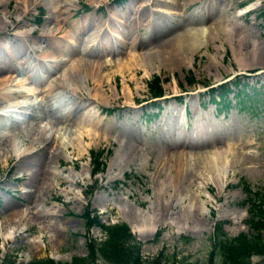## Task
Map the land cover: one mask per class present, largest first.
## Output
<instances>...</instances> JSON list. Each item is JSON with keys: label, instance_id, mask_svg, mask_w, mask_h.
Here are the masks:
<instances>
[{"label": "rangeland", "instance_id": "1", "mask_svg": "<svg viewBox=\"0 0 264 264\" xmlns=\"http://www.w3.org/2000/svg\"><path fill=\"white\" fill-rule=\"evenodd\" d=\"M163 1L152 0L147 6L144 5L146 0H122L121 3H116L115 0H70L71 4L63 12L59 7L55 12L57 6L51 7L46 0H33L21 15L15 13L12 8L15 0H9L6 9L3 8L5 4L1 5V2L0 13L9 14L7 22L0 26V65L11 62L19 66L25 60L27 64H35L37 68L41 66L44 71L45 59L49 60L50 57L43 55L45 52L52 51L56 54L54 61H60L58 59L62 55L61 51L66 45H70L76 49L72 55L77 57L78 44L85 45L84 38L96 32L93 42H87L89 48L83 57L100 60L104 65L100 70L103 75L100 88L104 91L101 92L100 99H97L81 89L79 94L82 97L84 95L83 98L88 96L92 99L91 102H85L87 104L77 112L74 121L68 120L58 124L57 132L55 129L51 130L52 134H60L61 141L71 144L60 150L54 163L61 174L67 171L79 173L74 183L66 180L58 182L52 178L51 186L43 187V192L38 198H27L22 192L25 184L24 170L18 171L16 155L11 153L5 160L3 154L0 155V260L10 253L15 255L18 264H25L32 257L50 256L55 261H68L74 255H84L87 240L102 237V232L97 226H87L83 220V214L88 209L99 214L100 222L124 221L140 242L139 253L144 258L171 255L183 258L187 263H200L208 256V234L213 223L220 221L229 235L238 231H249L245 224L249 207L244 201L246 192L242 184L264 195V62H258L256 58L258 54L264 56V0ZM152 5L157 6L158 10L151 9ZM237 9L241 10L237 15L238 23H231L230 16ZM110 11L121 17L117 23L109 18ZM159 12L168 13L179 23H184L188 16H194L196 27L204 22L212 23L216 27L213 28L215 36L209 38L210 34L203 36L198 32L196 35H202V43L187 52L183 59L181 55L180 61L174 65L157 60L152 63L147 61L146 64L139 58L138 53L154 40L158 45L162 44L171 31L178 29V26H172L165 32L158 31L155 24L160 21L162 25L170 22V19L159 16ZM52 15L60 17L58 22L51 19ZM216 22L219 24H214ZM222 22L227 24L223 25ZM47 26H50L49 29L53 26L58 28L54 29V35L42 39L38 33ZM112 28L119 32H114ZM106 30L113 33L109 34ZM17 42L24 49L22 52L15 51ZM37 44L40 49L32 48ZM233 45L242 55L240 63L235 60L238 55L233 56ZM132 54L136 55V59L131 57ZM70 60L72 58H69ZM67 61L66 63L69 62ZM59 65L61 68L62 64ZM55 71L49 75L52 76ZM5 72L12 73L13 76L16 74L15 81H18L19 77V80L23 81L13 86V80H10L8 88L4 86L0 90V103L3 102L2 99L6 101L11 97L22 100L19 96L23 93L22 90L30 92L34 87H40V91L36 90L38 95L45 92L43 89L46 82H41L35 74L30 78L10 69L3 73ZM232 75H243L240 83L245 85L244 92L238 96L229 92L226 105L215 107L213 101L208 99L209 87L217 86ZM153 76L158 77L162 89L160 97L155 99L151 98L147 88V83ZM186 77L190 78V81ZM88 82L89 79H86L87 85ZM87 85L84 86L85 90ZM81 96L72 98H76L78 102ZM28 97L29 95L27 99ZM153 99L154 102H151ZM26 108L28 107L23 109L25 112L29 110ZM20 109L12 107L0 115V120L7 124L6 127H0V132L8 136L21 129L20 133L13 136L15 142L28 136L24 130L27 114ZM32 109L36 111V108ZM182 110L185 112L184 119ZM160 119L167 121L160 123ZM121 120L130 121L128 128L137 133L144 144H140L129 161L120 160L113 164L110 155L118 145L117 131L109 132L102 121L114 124ZM86 133L93 134V137H82ZM167 134L171 140L182 139L183 143L177 141V149L182 152L181 157L186 156L188 159L193 153H199L196 150L198 148H201L200 152L208 150L213 156V143L209 142L212 134L221 136L216 143L228 151L225 156L216 157L214 167L206 171V174L200 172L199 176L193 175L189 178L188 188L184 187L187 194L182 198H179V192L174 193L177 192L176 188L171 187V182L167 181V190L162 198L166 203L170 197L173 205L164 204L165 212L158 215L160 219L155 216L153 223L134 224L131 216L126 214V208L131 206L136 214L152 217L155 207L151 204L154 191L158 190L160 180L170 174V148L167 153L160 140ZM104 135L110 136L108 141L104 140ZM197 139L201 144L189 149L186 143L192 144ZM0 140L3 144V138ZM233 141L237 144H232ZM239 146L241 148H238ZM235 150L244 154L242 157L238 156V162L241 164L231 166L230 160L236 153L233 152ZM145 152L147 154L143 156ZM157 152L165 154L158 159ZM253 154H256L258 159L253 157ZM93 156H97L102 162V170L94 172ZM248 161H255V164L248 166L249 168L245 167ZM242 163L244 166H241ZM223 167L226 168L227 177L220 186L219 179L214 177ZM203 175H207L205 187L197 186ZM179 185L182 187L181 183ZM198 190L202 193V203L195 211L192 196ZM97 196L104 200H96ZM34 202L37 207L53 210V214L46 218L56 222V233L47 226L48 223L45 224L41 218L34 215L32 218L26 211L22 212L25 217H21L23 215L19 213L20 210ZM180 205L181 208H190L191 212H196V216L201 219V227L196 226L197 223H186L174 218V214L180 211ZM191 212L188 214H192ZM190 216L194 218V215ZM4 218H7L8 222H5ZM128 222L134 225L142 223L138 224L142 228L141 233L131 230ZM259 232L264 238V224ZM209 255V263L216 264V257L210 253ZM262 258L252 255L249 264H261ZM88 264L110 262L95 259L94 263Z\"/></svg>", "mask_w": 264, "mask_h": 264}, {"label": "bare ground", "instance_id": "2", "mask_svg": "<svg viewBox=\"0 0 264 264\" xmlns=\"http://www.w3.org/2000/svg\"><path fill=\"white\" fill-rule=\"evenodd\" d=\"M31 1L33 2V0H15V2L12 4V8L13 10H15V13H17L18 15H21L20 13H22L28 7ZM46 1H47V4L49 3L51 7L57 6L55 9V12L56 10H58V7L61 8L63 12L65 8L69 7V5L71 4L70 0H46ZM1 2L2 1L0 0V4ZM8 2L9 0H4V2H2L1 5L5 4L3 7L4 9H6V4ZM163 4H165V2H163ZM240 9H237L235 13L232 16H230L231 23H234V22L238 23L237 15L240 14L241 12ZM167 11L171 12L169 10ZM4 12L6 11L4 10ZM66 13L68 12L66 11ZM159 13H160L159 16H164L170 19V22L169 24L162 25L160 21L157 24H155L158 31L162 30L163 32H165L172 26L173 27L178 26V29L171 31L170 34L167 35V38L164 39L162 44L158 45L157 43H155V40H154L151 45H147L141 53H138L139 58L143 59V62L146 64H147V61L152 63V61L157 60L159 62H166L169 65H174L178 61H180L181 55H183L181 57V59H183L184 57H186L187 52H191L192 49H194L200 43H202L203 41V39L201 38L202 35L206 36L207 34H210L211 36H209V38L215 36L214 34L215 31H213V28H216V27H214L212 23L206 24L204 22L202 25H198L196 27L197 24L194 23L195 22L194 16H188L184 23H179V21H177L176 19L168 15V13H165V12H159ZM2 14L0 13V26L1 27L3 25V22L4 24L5 22H7L6 18L9 13L7 14L2 13ZM59 18L60 17H56V15L51 16V19H54V21L56 22H58ZM23 22H25V20ZM214 24H219V22H216ZM222 24L226 25L227 23L222 22ZM49 28L50 26L43 27L39 31L38 34H40V37H42V39H46L47 37H51L52 35H54V32H55L54 29L58 28V26H53V28L51 29ZM228 28L230 30V27ZM30 29H28V32H30L29 31ZM198 32L202 33L200 37L196 35ZM95 35H96V32L90 34V36L87 35L84 38L83 42L85 43L86 46L84 44L82 45V43L78 44L79 54H77V57L72 55L74 54L73 52H76V49L70 45H66L63 51H61L60 54L62 55L58 59L60 61H54L56 54H54L52 51L45 52V54L43 55H47V56L50 55V57H49V60L45 59L44 71L40 68L41 67L40 65H39L40 67L37 68L35 64H31L29 62L27 64L25 60H23L19 66H15L14 65L15 63L12 64L11 62L5 63L4 65H0V76L1 74H3V76L0 77V90L4 86H6L5 88H8L7 85L10 84V80H13L12 82L13 86L16 85V83H21L23 81V80L21 81L19 80L20 77L18 78V81L17 80L15 81L16 79L15 73H14L15 74L14 76L12 73L9 74V72L3 73L7 69H10L11 71H16L17 73H23L27 77H30V78L32 74H35V76L38 79H40L41 82L42 81L46 82L45 89H43V91L45 92L42 93V95H38L36 93L37 89L38 91H40V87L38 88L34 87V89L31 88L30 92H28L27 90H26L27 92L22 90L23 93L19 95L21 98H23L22 100H19V98L17 99L15 97H11V98H8V100L6 101L2 99L3 102L0 103V112H1L0 115L2 114L3 111H5V109H8V108H5V106H9L11 108L17 107V109L22 108L20 110L25 109V107H28L26 109H29L28 111H26L27 120H26L25 127L23 126L24 130L28 133V136L23 137V140H20L19 142H15L13 139L14 134L20 133L21 129L17 128L18 130L14 131V133L12 132L8 134V136L0 132V138H3L4 140L3 144H2V141L0 140V155L3 154L4 160L11 153H14L16 155L17 157L16 162L19 163V168H21V169L18 168V171L24 170L23 173L25 175L23 176V181L25 182V184H24V188L22 189V192L25 193L27 198L34 197V196L38 198L40 194L43 192L42 190L43 187L48 188L51 186L50 180L52 178L56 179L58 182L62 180H66V181L74 183L76 181V178L79 176V173H72L70 171H67L64 174H61L60 171L57 170V168H55L54 160L56 156L58 155V153H60L61 149H64L63 148L64 146L71 145V144H69L67 141H61L60 139L61 137L59 136L60 134H55V133L52 134L53 132L51 133V130L55 129V131L57 132L59 128L58 124H61L62 122H65L68 120H70V122L74 121L75 120L74 118L77 116V112L78 111L80 112V109L85 104L91 102L92 99H90L88 96L86 98H83L84 95L82 97L79 94V91L81 89L82 90L84 89V91L88 93L89 95L91 94L90 97L92 98L95 97L97 99H100L101 92L104 91L100 88L102 86L101 81L103 77V75L100 74V70L103 68L104 65L100 63V60L97 61V59H92V58H89L88 56L87 58L83 57L85 55V52L89 48V46L87 45V42L90 41V43H92L93 42L92 40L95 39L94 38ZM206 42L207 41L205 39V43ZM129 44L132 45L131 43ZM32 48L40 49V45L39 44L34 45L32 46ZM23 50L24 49L22 48L20 43L17 42L15 44V51L19 53V52H22ZM232 52H233V56L238 55L235 58V60L237 63H240L242 55L239 53L240 52L239 49H236L235 46L233 45ZM252 53H253V50H252ZM131 57L136 59V55L132 54ZM69 58H72V60L69 61ZM256 58L258 59V62H264V60H262L264 56L258 54L256 55ZM66 60H68L69 62L67 61L68 63H66ZM91 61H94V62H91ZM23 62L25 63L23 64ZM132 63L135 64V62H132ZM59 64H62L61 68H59L60 66ZM54 71L56 73L50 76L49 73L54 72ZM86 79H89L88 85L86 84ZM95 79L97 83H95L96 82ZM85 85L88 86L87 90H85L84 88ZM95 89H98V91ZM71 94L76 97L81 96L82 98L81 99L79 98L78 99L79 101L77 102L76 98H72L73 96H70ZM28 95L29 97L27 99ZM32 108H36L37 112L34 111ZM166 121L167 120L165 119H162V120L160 119V123L166 122ZM102 123L104 124L105 128H107L109 132L117 131L118 145L115 147L112 155H110L111 156L110 160L112 159L111 161L113 164L115 162L117 163L120 160L129 161L130 158L134 156L133 154L134 151L140 147V144H144V141L141 139V137H139L137 133L135 132L133 133L132 130L128 128V124L130 123V121L121 120L114 124H109V123H106L105 121H102ZM6 125L7 124L3 120L2 121L0 120V127H6ZM168 135L169 134L163 135L160 140H162L163 146H165L167 153L170 148L169 153L172 158L168 165L170 174H168L162 180H160L159 185L157 187L158 192L156 190L154 191V194H155L154 200L151 202V204L153 203L155 207L153 208L154 214L152 217L147 218V217H144L143 215L136 214L134 212V209L131 206H128L126 208L125 212L128 216L129 215L131 216L130 219L131 221L134 222V224L136 222H145V223L152 222L153 223V221H155V216L161 215V212H165L163 209L164 204L173 205L170 202V199H171L170 197L166 200V203L164 199L162 198L163 193L167 190V181L171 182V187L176 188L177 192H174V193L179 192V196H180L179 198H182L187 194V189H184V187L187 186L188 188V185L190 183L189 182L187 183V181L189 180V178L193 175L199 176L200 172H204L206 174V171L208 172V170L211 167H214V162L217 161L216 157H219L220 155L225 156V152L228 151V149L223 148L221 144L216 143L218 139H221V136L212 134L210 135L209 142L210 144L213 143L212 145L213 156L210 154L208 150H204L200 152L201 148H198L196 150H198L199 153H196V152L193 153L191 155V158L188 159L186 156L181 157L182 152L180 153V150L177 149L178 142L183 143L182 139L180 138L179 140H177L178 141L177 142L175 140H171V138ZM89 136L93 137V134L86 133L82 135V137H89ZM109 138L110 136H105L104 140L108 141ZM198 141L199 140L197 139L192 144L186 143V145L188 146L189 149L190 148L194 149L198 146V144H201V143H198ZM233 143L237 144L236 141H233L232 144ZM58 147L60 148L58 149ZM231 147H233V145H231ZM238 148H241V146H239ZM238 150L233 151L234 153L235 152L236 153L232 155V158L230 160L231 166H233V164L239 163L238 156H241L242 154H244V152L238 151ZM164 154H165L164 152L163 154H161L160 152H157L156 157L160 159L161 157H163ZM252 156L255 158L257 157L256 154H253ZM223 159L226 160L227 158H223ZM239 164H241V162ZM253 164H255V161H248L245 167L253 166ZM241 166H244V163H242ZM225 170L226 168L223 167L221 172L218 175L216 174L214 177L215 179H219L218 184L220 186L222 185V183L225 181L227 177V172H225ZM206 176L204 177L203 175V179L201 178V181L199 182L200 184H197V186L205 187ZM179 183H181L182 187L179 185ZM200 190H198V192H196V194L192 196L194 198L193 206L195 205V207H193V210L195 211H197L200 208L199 206H201V203H202V200H201L202 193ZM99 196L96 197V200L103 201L104 199ZM187 206L189 207V205ZM174 207H176V204H174ZM179 210L180 211L176 210L177 213L174 214V218H177L176 219L177 221H182L186 223H197L195 224L196 226H200L202 224L201 219L196 216V212H191L190 208H181V205H180ZM20 211L21 212L19 213L23 215L21 217H25L22 212L26 211L29 216H32V218H34L33 215L36 218H41L40 220L44 222L45 224L48 223L47 226L50 229H52L54 233H56L55 231L57 230L56 222H54L53 220H48V218H46L48 217L49 214H53L52 209L42 208L41 206L37 207L34 202L32 205L25 206ZM188 212H191L192 214H188ZM190 215L192 216L194 215V218H192ZM29 216L27 218H29ZM157 219H160V217L158 216ZM7 220H8L7 218H4L5 222H8ZM131 224L129 223L131 230H133L135 233L137 232L138 234H140L142 228H140L138 224L141 225L142 223H138L137 225H134V224L131 225ZM16 229L17 228L14 229V234H16Z\"/></svg>", "mask_w": 264, "mask_h": 264}, {"label": "trees", "instance_id": "3", "mask_svg": "<svg viewBox=\"0 0 264 264\" xmlns=\"http://www.w3.org/2000/svg\"><path fill=\"white\" fill-rule=\"evenodd\" d=\"M189 77V76H188ZM190 81V78H188ZM236 76L231 79V83H237ZM151 97H158L162 89L156 76H153L147 83ZM216 87H211L212 92ZM219 94L225 95L229 89V83L225 82L218 86ZM223 100V96H221ZM154 102V99L151 101ZM94 158V156H93ZM94 171L102 167V162L94 158ZM92 170V171H93ZM246 192L245 202L248 203L246 226L248 232L238 231L235 234H227L220 221L212 226L208 234V256L216 257V264H249L252 255L262 256L261 264H264V238L259 234V230L264 224V195L259 191L251 190L247 185L243 186ZM83 220L87 226L95 225L102 232L100 239L89 238L87 240L86 253L81 256H72L68 261H55L49 256L32 257L25 264H88L94 263L95 259H104L110 264H210L209 259L204 258L203 262L187 263L183 258H175L171 255L155 256L144 258L139 255V241L129 231L128 226L122 220L114 222H100L97 214L84 212ZM91 261V262H90ZM0 264H18L15 255L10 253L0 260Z\"/></svg>", "mask_w": 264, "mask_h": 264}]
</instances>
